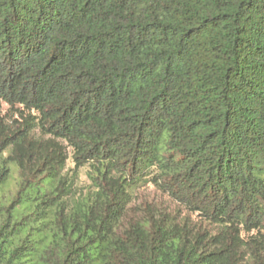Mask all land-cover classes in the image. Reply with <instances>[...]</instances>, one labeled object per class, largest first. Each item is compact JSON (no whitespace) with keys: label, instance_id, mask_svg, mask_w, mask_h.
<instances>
[{"label":"trees","instance_id":"1","mask_svg":"<svg viewBox=\"0 0 264 264\" xmlns=\"http://www.w3.org/2000/svg\"><path fill=\"white\" fill-rule=\"evenodd\" d=\"M0 101V264H264V0H0Z\"/></svg>","mask_w":264,"mask_h":264},{"label":"rangeland","instance_id":"2","mask_svg":"<svg viewBox=\"0 0 264 264\" xmlns=\"http://www.w3.org/2000/svg\"><path fill=\"white\" fill-rule=\"evenodd\" d=\"M0 118H3L10 127H16L21 122L18 111L16 109H9L6 104L0 101ZM65 146V143H63ZM68 160L63 169V174L67 175L73 181V191L76 195L84 194L92 190L89 175L91 169L88 165L74 168L71 160V149L67 148ZM18 184V173L14 169L11 178L5 188L4 196H12ZM160 211L175 217L178 221L187 222L195 229L213 231L214 227L208 225L197 214L187 211L184 207L173 201L167 194L161 192L152 184H147L144 187L136 190L132 196L131 202L127 207L124 222L137 221L142 218H147L153 211Z\"/></svg>","mask_w":264,"mask_h":264}]
</instances>
